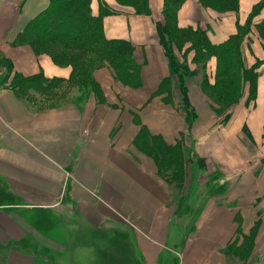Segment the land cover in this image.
I'll return each mask as SVG.
<instances>
[{
    "label": "crops",
    "instance_id": "0c3cea01",
    "mask_svg": "<svg viewBox=\"0 0 264 264\" xmlns=\"http://www.w3.org/2000/svg\"><path fill=\"white\" fill-rule=\"evenodd\" d=\"M49 1L0 0V264H264V6L251 17L264 0L225 13L199 0L179 7L178 27L204 31L212 45L248 27L242 57L256 75L254 98L246 83L218 114L199 87L215 83L217 59L202 68L185 44L176 55L195 71L189 125L157 32L165 0H148V15L104 0L117 13L104 17L103 36L132 47L138 85L102 65L96 92L66 88L72 67L21 39ZM91 10L98 15L99 0ZM31 78L64 83L42 91ZM182 139L190 159L195 143L215 191L196 192L177 213L159 163Z\"/></svg>",
    "mask_w": 264,
    "mask_h": 264
},
{
    "label": "trees",
    "instance_id": "16d2710c",
    "mask_svg": "<svg viewBox=\"0 0 264 264\" xmlns=\"http://www.w3.org/2000/svg\"><path fill=\"white\" fill-rule=\"evenodd\" d=\"M115 1L120 6L132 8L138 15L150 13L148 0ZM185 1L165 0L163 22L156 24L165 55L169 59L174 75L179 76V88L183 90L182 101L185 112L194 117L195 112L187 100L183 78L193 76L195 71H191L185 59L181 62L176 54L178 51L181 52L187 42L194 52L193 62L202 68L205 67L208 58L216 57L217 75L214 86H221L225 90L218 89L217 94L224 99H226L224 95L234 97L231 105L224 106L222 112L239 102L246 83L249 85L248 101L252 100L255 94L256 75L254 69H245L241 50L242 41L249 28L239 27L237 34L225 43L212 45L204 31L178 27L177 11ZM199 3L219 13L238 10V0H199ZM263 6L264 1L255 6L251 17ZM116 13L117 11L110 8L104 0H99L98 15L92 14L91 0H50L47 8L27 25L21 39L29 42L35 51L49 54L54 63L72 67L71 76L67 80L69 86L66 88L76 86L81 90L89 88L96 92L98 88L93 81L92 73L102 65L109 66L117 80L130 86H137L138 67L131 57L132 47L125 41L106 40L103 36L104 17ZM187 51L189 50L185 51L184 56ZM224 78L227 79L223 82ZM40 79L31 78L27 81H34L35 83L30 86L42 91L55 90L64 83L61 79ZM25 81V79L15 81L13 87L20 88ZM164 84L166 82L163 81L161 85ZM204 85H207L206 80ZM213 100H215L214 95ZM170 159L175 158H165V163L170 164Z\"/></svg>",
    "mask_w": 264,
    "mask_h": 264
},
{
    "label": "rangeland",
    "instance_id": "374dc122",
    "mask_svg": "<svg viewBox=\"0 0 264 264\" xmlns=\"http://www.w3.org/2000/svg\"><path fill=\"white\" fill-rule=\"evenodd\" d=\"M188 44L189 42H187L186 45ZM186 45H183L182 48H184ZM189 79H191V76H185L183 78L186 92L188 91V86L186 82ZM226 79L224 78L223 82ZM175 80L176 82L174 88L176 89L177 92L179 91V93L182 95L183 90L179 88V76H175ZM199 87L202 93L205 96H207L208 99L211 101L214 111L215 112L217 111L218 114L222 112L224 106L226 107L229 104L231 105L232 101L234 100V97L232 95H230L229 97L224 95L226 97V99H224L223 96L217 94L219 92L218 89L222 88L221 86L220 87H218L217 85L214 86V84H208L207 82V85H204L202 83ZM233 89L235 90L236 87ZM60 91H63V89ZM213 95L215 96V100H213ZM196 117L197 116L195 113H194V117H191L189 113L185 112L186 124L189 125V123L193 122ZM185 142H190V141L189 139L186 140L182 139V141L177 143L175 147V152L170 151L169 153H166V155H168L169 158H175L173 160L170 159V164L165 163V160H163L164 162L160 161L159 163L160 164L159 173L164 175V178L166 179V182L170 185V188L172 187V185H174L175 187L177 213L179 212L178 210L179 205L182 204L183 208H185V206H188L190 204L191 196L197 195L196 192H200L206 196L213 194L215 191V182L213 180L214 177H210V176L203 177L204 175L203 173H205V171L200 173L201 169H203L204 162L203 160L200 159L199 155L197 154L196 148H194L195 147V143H193L194 140L191 141L194 145L190 146L191 149L190 151L192 153L193 159L189 158L185 150L186 148L185 147L183 148L182 146L184 145ZM167 177H169V180ZM177 216L181 217L183 215H177ZM36 258L40 259V257L38 256H36ZM39 262L42 261L39 260Z\"/></svg>",
    "mask_w": 264,
    "mask_h": 264
}]
</instances>
